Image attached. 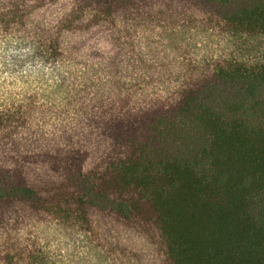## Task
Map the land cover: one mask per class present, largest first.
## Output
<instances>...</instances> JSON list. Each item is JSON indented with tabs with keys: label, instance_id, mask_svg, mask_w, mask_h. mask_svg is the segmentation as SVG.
<instances>
[{
	"label": "trees",
	"instance_id": "1",
	"mask_svg": "<svg viewBox=\"0 0 264 264\" xmlns=\"http://www.w3.org/2000/svg\"><path fill=\"white\" fill-rule=\"evenodd\" d=\"M54 226L72 264H264V0H0V264Z\"/></svg>",
	"mask_w": 264,
	"mask_h": 264
},
{
	"label": "rangeland",
	"instance_id": "2",
	"mask_svg": "<svg viewBox=\"0 0 264 264\" xmlns=\"http://www.w3.org/2000/svg\"><path fill=\"white\" fill-rule=\"evenodd\" d=\"M41 245L45 256L55 264H72L79 249L89 248L86 236L76 229L63 226L47 227L42 230Z\"/></svg>",
	"mask_w": 264,
	"mask_h": 264
},
{
	"label": "clouds",
	"instance_id": "3",
	"mask_svg": "<svg viewBox=\"0 0 264 264\" xmlns=\"http://www.w3.org/2000/svg\"><path fill=\"white\" fill-rule=\"evenodd\" d=\"M14 43L15 42H13V44ZM4 54L7 56V55H10V54H13V53L5 52ZM84 164H85V167L82 168V172L86 173L88 171V166L90 165V160L88 158H86L84 160ZM46 174H47L46 167L41 166V165H36V166L32 167L31 175H30L29 179L33 180L36 183H40V181H42V180H44L46 178ZM14 222H15L14 220L9 221V223H14ZM13 235H15V233H13ZM21 235H23V233H21Z\"/></svg>",
	"mask_w": 264,
	"mask_h": 264
}]
</instances>
